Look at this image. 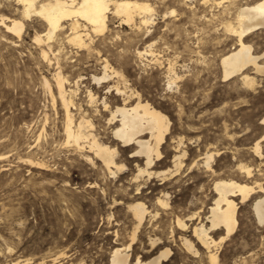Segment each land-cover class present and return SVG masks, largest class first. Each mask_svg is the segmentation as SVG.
Wrapping results in <instances>:
<instances>
[{
	"label": "rangeland",
	"instance_id": "1",
	"mask_svg": "<svg viewBox=\"0 0 264 264\" xmlns=\"http://www.w3.org/2000/svg\"><path fill=\"white\" fill-rule=\"evenodd\" d=\"M139 1H148L154 8L150 24L138 32L109 15L105 34L90 33L93 41L89 49L76 48L65 34L47 39L46 26L36 15L24 19L20 38L0 25V264L14 260L51 264L62 251L66 254L61 261L64 264H108L110 248L116 242L113 230L119 226L120 236L125 235L120 222L113 226L107 218L113 214L123 219L125 204L116 205L113 199L125 202L126 189L132 194L137 191L130 182L136 171L135 159L129 156L131 149L118 154L116 160L125 168L112 175L86 147L79 150L72 141L67 142L56 73L65 80L67 97H71L73 127L84 118L100 141L120 149L107 119L122 97L107 87L127 86L168 116L173 140L182 137L184 163L200 161L206 151H218L211 161L215 172L240 177L243 175L236 167L242 164L264 181L263 77L249 66L246 71L256 77L252 87L239 75L223 78L221 57L236 44L233 36L216 26L217 21H192L179 5L166 1ZM187 3L206 18L220 9L204 7L200 0ZM21 10L16 0H0V16L21 18ZM251 40L253 48L264 49V32ZM137 52H142L141 56ZM105 63L112 79L105 84L95 82L94 75L103 74ZM89 93L95 102L90 103ZM256 142L257 155L253 151ZM173 152L170 139L164 144L158 169L171 167ZM87 154L92 161L86 159ZM206 170L201 163L184 167L177 183L168 186L169 201L186 205L196 198L202 184L209 187V194L211 172ZM199 175L202 180L197 182L194 177ZM149 182L140 186L147 205L158 195L160 181ZM238 207L235 240L222 248L225 261H231L242 242L264 236L251 203H239ZM163 221L157 229L171 242L170 216H164ZM149 230L142 232L143 243ZM177 243L171 244L175 263L182 253Z\"/></svg>",
	"mask_w": 264,
	"mask_h": 264
},
{
	"label": "bare ground",
	"instance_id": "2",
	"mask_svg": "<svg viewBox=\"0 0 264 264\" xmlns=\"http://www.w3.org/2000/svg\"><path fill=\"white\" fill-rule=\"evenodd\" d=\"M16 1L22 5L21 18L0 16V25L5 29L12 31L20 38L24 29V19L36 15L46 26L47 39L65 34L67 42L82 49H89L91 46L93 39L90 33L105 34L109 26V15L119 17L121 24L135 28L137 31L142 26L146 27L150 24L154 16L152 5L148 1L139 0H42L39 4L37 0ZM160 1L179 5L180 10L187 13L192 21L194 19L200 22L201 19L207 22L217 21L216 26H221L224 32L234 37L236 46L221 57L224 79L239 75L244 84L252 87L256 77L246 71L249 66L254 74L261 75L264 79V49L253 48L251 40V37L259 31L264 32V0H200L199 4L204 7L220 8L219 12L211 13L208 18L204 14L198 15L195 6L192 7L187 3L189 0ZM173 12L174 10H171L170 13ZM145 30L148 31V28ZM36 40H40V37H36ZM137 53L140 56L142 54V52ZM43 56H46L45 52ZM108 72H110L109 66L105 63L103 74L99 77L94 75L93 80L101 84L107 83L111 78ZM111 73L117 75V72L111 71ZM55 83L58 98L65 112L67 142L72 141L79 150L86 147L87 152L98 158L112 175L125 168L124 164L116 160L120 152L130 148L129 156L135 159L136 171L133 175L131 174L130 182L136 186V193L132 194L126 189L128 194L125 202H122V199H113L116 205L125 204V217L121 219L122 217L116 218L110 214L107 218L108 223H112L113 226H118L120 222L121 229L125 231V235L120 236L119 226L114 228L116 242L110 248L108 264H264V236L255 242L244 241L242 245L239 244L233 251L231 261H225L221 255L223 246L233 240L238 231L239 203H251L255 221L258 227L264 230V181L255 177L250 167L239 164L236 168L243 176H223L215 172L211 165L218 151H206L200 161L184 163L186 151L180 148L183 144L182 137L173 140L171 121L168 116L143 99L137 91L128 89L127 86L107 87L106 85L108 91H114L122 97V102L111 110L110 117L107 119V123L112 125L110 127L112 138L119 143L121 150L116 145L110 146L100 141L95 132H91L93 126L88 120L82 118L73 127L70 112L71 97H67L64 86L66 82L59 73L55 75ZM172 83L169 82L168 85ZM89 100L90 103L95 102L91 93H89ZM102 103L105 108L108 107L106 102ZM170 139H172L174 150L171 158L172 165L165 170H160L158 167L162 159V149ZM253 151L256 155L260 154L258 142L255 143ZM85 157L88 161H92L89 155ZM200 163L211 172L210 193H206L209 187L202 184L200 191L195 193L194 200H190L186 205L183 203L173 205L169 201L168 186L177 183L184 172V167L192 168ZM194 178L197 182L202 180L200 175ZM155 179L160 181L158 195L153 203L147 205L140 186L148 180L152 183ZM168 215L171 224V242L166 239L163 230L157 229L164 222V216ZM145 228L150 230L146 234V242L143 243L142 232ZM176 242L182 250L178 257L179 261L175 258L177 263L172 261L174 253L171 246ZM64 255H66L65 252H59L50 263L64 264L61 263ZM26 261L14 260L9 264H27Z\"/></svg>",
	"mask_w": 264,
	"mask_h": 264
}]
</instances>
